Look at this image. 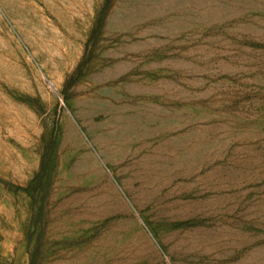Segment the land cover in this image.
<instances>
[{
  "label": "rangeland",
  "instance_id": "obj_1",
  "mask_svg": "<svg viewBox=\"0 0 264 264\" xmlns=\"http://www.w3.org/2000/svg\"><path fill=\"white\" fill-rule=\"evenodd\" d=\"M0 264H264V0H0Z\"/></svg>",
  "mask_w": 264,
  "mask_h": 264
},
{
  "label": "trees",
  "instance_id": "obj_2",
  "mask_svg": "<svg viewBox=\"0 0 264 264\" xmlns=\"http://www.w3.org/2000/svg\"><path fill=\"white\" fill-rule=\"evenodd\" d=\"M107 6H108V3H107L106 6L103 7L102 12H101L102 15H105V11H106ZM101 22H102V21H100L99 26H98L96 29L93 30V32H92V36L95 35V34H97V32L100 30V28H101ZM79 68H80V67H79ZM52 146H55V143H54V142H52V143L50 144V147H52ZM48 162H49V154L47 155V157H45V158L43 159L42 166H41L42 170H45V169H46V166H47ZM36 179H37V178H35L32 182L34 183V182L36 181Z\"/></svg>",
  "mask_w": 264,
  "mask_h": 264
}]
</instances>
